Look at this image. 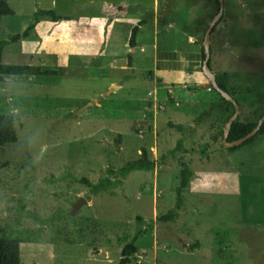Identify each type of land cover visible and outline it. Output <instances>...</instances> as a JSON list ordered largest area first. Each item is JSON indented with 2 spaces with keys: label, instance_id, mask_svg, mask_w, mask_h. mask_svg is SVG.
<instances>
[{
  "label": "rangeland",
  "instance_id": "1",
  "mask_svg": "<svg viewBox=\"0 0 264 264\" xmlns=\"http://www.w3.org/2000/svg\"><path fill=\"white\" fill-rule=\"evenodd\" d=\"M4 1L15 14L0 20V41L34 29L5 48L3 62L63 71L0 81V113L15 117L18 136L0 148V236L21 240L20 264H119L134 241L132 264H264V137L230 152L222 133L232 109L196 121L222 100L204 86L202 69L216 0H157V8L156 0ZM155 12L158 69L148 56ZM135 26L146 53L128 51ZM210 41L212 73L228 77L240 121L257 122L264 0H224ZM181 139L182 151L170 155ZM144 149L154 171L132 172L98 195L82 183L114 180L107 172L142 159ZM81 198L87 203L72 215Z\"/></svg>",
  "mask_w": 264,
  "mask_h": 264
},
{
  "label": "trees",
  "instance_id": "2",
  "mask_svg": "<svg viewBox=\"0 0 264 264\" xmlns=\"http://www.w3.org/2000/svg\"><path fill=\"white\" fill-rule=\"evenodd\" d=\"M219 5V0H216ZM15 13L9 6V4L0 0V20L4 17L13 16ZM37 16L49 17L53 22H58L64 19L62 16L57 15L53 11H40L37 13ZM66 19V18H65ZM145 20L140 22V26L145 24ZM219 22L216 24V26ZM34 27L28 28L22 34L14 35L7 41H0V81H4L7 78H26V77H59L63 74L61 68L47 67V66H34V65H9L3 62V55L5 48L15 42H19L22 39L29 37L30 32ZM139 32V26H135L132 30L131 39L129 45L131 48L136 47V39ZM205 59V50L202 47V60ZM132 66V62H129ZM209 66L211 69V61H209ZM170 67V66H169ZM173 69V68H168ZM216 82L218 86L224 91L229 92V80L226 75H216ZM213 91H215L213 89ZM216 92V91H215ZM231 95V94H230ZM222 98V97H221ZM230 109L235 111V108L231 102L223 99L219 102H212L207 110L202 112L196 119L197 122L202 121L205 117L210 118L214 113H225L229 112ZM231 117L227 119L229 121ZM259 120L253 124H246L240 121V117L232 125L229 142H236L241 140L250 134L255 127L257 126ZM177 128L182 131L184 130L183 126H177ZM224 133V132H223ZM222 133V134H223ZM264 137V124L261 127L259 133L252 139L245 142L239 147H234L229 149L230 152L238 151L244 147L251 146L255 144L259 139ZM18 141L17 131L15 128V117L11 114L0 113V148H3L7 145L14 144ZM183 149V140H179L176 149L170 152V155H174L177 152H181ZM155 165L148 157L147 151L144 149L142 151V159L138 161L129 162L123 168L118 171L112 172L108 171L109 175H114V180L106 177L101 179L98 184L93 185L88 180H82V183L88 185L94 195H98L103 192L109 191L111 188L116 186H122L124 180L132 173L137 171L151 172L154 171ZM191 178V172L189 169H184L182 171V183L181 188L178 191V203L177 210L181 208L182 203V189H185L189 186ZM177 212H171L168 216L162 218V221H171L174 220ZM21 240L14 237L13 235H2L0 236V264H20L21 261ZM138 253V247L136 242L127 244L122 250V258L119 264H132L133 257Z\"/></svg>",
  "mask_w": 264,
  "mask_h": 264
},
{
  "label": "water",
  "instance_id": "3",
  "mask_svg": "<svg viewBox=\"0 0 264 264\" xmlns=\"http://www.w3.org/2000/svg\"><path fill=\"white\" fill-rule=\"evenodd\" d=\"M223 13H224V0H219V12H218L216 18L211 22V24H210V26L206 32L207 39L203 44V47L205 50V59L203 61L202 69H203L204 75L210 81V83L205 84L204 86L210 90L214 89L223 99L227 100L228 102H231L235 108L234 114L231 116V118L229 119V121L226 124L225 130L223 133V140H222L223 146L226 149H231V148L239 147V146L243 145L245 142L254 138L259 133L261 127L264 124V115L260 118L257 126L255 127V129L250 134H248L246 137L242 138L239 141L229 142L228 138H229V134H230L232 125L235 123V121L240 116V106L238 105L237 101L228 92L224 91L223 89H221L218 86V84L216 82V75L214 73H212L210 66H209V61L211 59L210 36H211L213 28L223 18ZM88 106H90V105H88ZM88 106H86L85 108H87ZM84 203H87V201L85 199L81 198L77 202V204L73 207L72 215H75Z\"/></svg>",
  "mask_w": 264,
  "mask_h": 264
},
{
  "label": "crops",
  "instance_id": "4",
  "mask_svg": "<svg viewBox=\"0 0 264 264\" xmlns=\"http://www.w3.org/2000/svg\"><path fill=\"white\" fill-rule=\"evenodd\" d=\"M157 0L155 1V7L157 8ZM158 17H159V15H158V13L157 12H155V15H154V18L152 19V21H151V23H149V24H147V25H150L151 26V30L153 31V36H154V38H153V43H152V49H153V52H151V54L149 55L148 54V56H150L152 59H154V61H155V65H157V69H158V66H160V64H159V60H158V56H157V51H158V40H157V33H158V31H159V26H160V20L158 19ZM143 21V20H142ZM162 21V20H161ZM146 26V25H145ZM142 42H146L145 41V39H144V37H143V35H142V33H141V29L139 28V32H138V35H137V39H136V47L135 48H131L130 47V45H129V43H128V45H129V47L127 46V48L129 49L128 51H131L132 52V54H136L137 53V51H138V47H140V51H141V53H146L147 52V50L143 47L144 45V43H142ZM112 46V44H109L108 46H107V48L106 47H104V51H106V50H108V48H110ZM130 60H131V62H132V66H130V64H129V62H130ZM128 66L132 69L133 68V59L132 58H130V55H129V60H128ZM168 66H170V65H168ZM156 74V73H155Z\"/></svg>",
  "mask_w": 264,
  "mask_h": 264
}]
</instances>
